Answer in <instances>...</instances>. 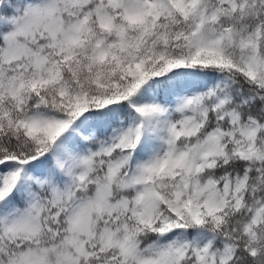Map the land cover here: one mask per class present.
Segmentation results:
<instances>
[{
	"label": "snow or ice",
	"instance_id": "1",
	"mask_svg": "<svg viewBox=\"0 0 264 264\" xmlns=\"http://www.w3.org/2000/svg\"><path fill=\"white\" fill-rule=\"evenodd\" d=\"M0 264H264V0H0Z\"/></svg>",
	"mask_w": 264,
	"mask_h": 264
}]
</instances>
